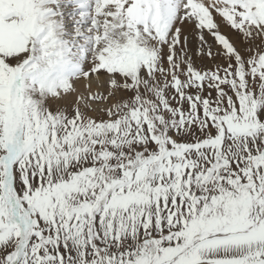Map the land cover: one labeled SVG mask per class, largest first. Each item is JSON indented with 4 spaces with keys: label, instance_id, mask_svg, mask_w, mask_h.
Here are the masks:
<instances>
[{
    "label": "snow or ice",
    "instance_id": "snow-or-ice-1",
    "mask_svg": "<svg viewBox=\"0 0 264 264\" xmlns=\"http://www.w3.org/2000/svg\"><path fill=\"white\" fill-rule=\"evenodd\" d=\"M0 264H264V0H0Z\"/></svg>",
    "mask_w": 264,
    "mask_h": 264
}]
</instances>
